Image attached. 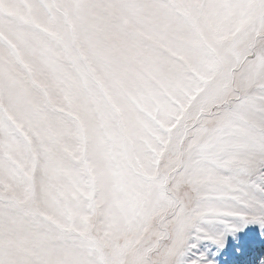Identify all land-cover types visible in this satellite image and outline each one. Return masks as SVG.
I'll use <instances>...</instances> for the list:
<instances>
[{
  "label": "snow or ice",
  "instance_id": "1",
  "mask_svg": "<svg viewBox=\"0 0 264 264\" xmlns=\"http://www.w3.org/2000/svg\"><path fill=\"white\" fill-rule=\"evenodd\" d=\"M251 228L264 0H0V264H247Z\"/></svg>",
  "mask_w": 264,
  "mask_h": 264
},
{
  "label": "rangeland",
  "instance_id": "2",
  "mask_svg": "<svg viewBox=\"0 0 264 264\" xmlns=\"http://www.w3.org/2000/svg\"><path fill=\"white\" fill-rule=\"evenodd\" d=\"M248 231L250 237L254 240V245L248 254L240 259L246 261L247 264H253L255 260L264 255V238L260 236L259 230L256 228H251Z\"/></svg>",
  "mask_w": 264,
  "mask_h": 264
}]
</instances>
